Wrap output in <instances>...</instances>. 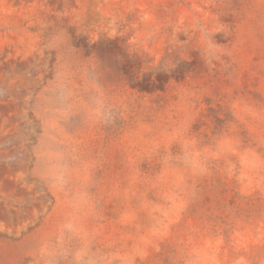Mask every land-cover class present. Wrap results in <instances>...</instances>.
<instances>
[{
    "label": "rangeland",
    "instance_id": "374dc122",
    "mask_svg": "<svg viewBox=\"0 0 264 264\" xmlns=\"http://www.w3.org/2000/svg\"><path fill=\"white\" fill-rule=\"evenodd\" d=\"M0 264H264V0H0Z\"/></svg>",
    "mask_w": 264,
    "mask_h": 264
}]
</instances>
